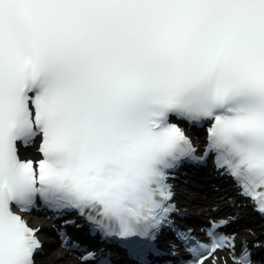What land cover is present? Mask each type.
<instances>
[{
  "label": "snow or ice",
  "instance_id": "6c2138e0",
  "mask_svg": "<svg viewBox=\"0 0 264 264\" xmlns=\"http://www.w3.org/2000/svg\"><path fill=\"white\" fill-rule=\"evenodd\" d=\"M173 118L209 125L203 155ZM37 140L34 166L20 148ZM209 155L264 215V0H0V264H35L39 228L13 207L37 200L130 264H175L178 247L185 264H264L247 241L235 253L231 221L201 241L172 219L173 173ZM58 235L81 264H116Z\"/></svg>",
  "mask_w": 264,
  "mask_h": 264
},
{
  "label": "bare ground",
  "instance_id": "6f19581e",
  "mask_svg": "<svg viewBox=\"0 0 264 264\" xmlns=\"http://www.w3.org/2000/svg\"><path fill=\"white\" fill-rule=\"evenodd\" d=\"M56 264H69L67 262L66 259H58L57 263ZM204 264H231L229 261L221 258V257H217L216 259L212 258L211 260L209 261H204Z\"/></svg>",
  "mask_w": 264,
  "mask_h": 264
}]
</instances>
